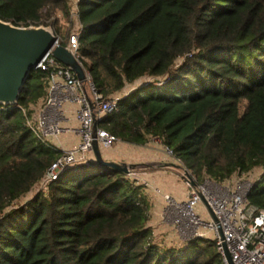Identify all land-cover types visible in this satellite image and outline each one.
Listing matches in <instances>:
<instances>
[{"label": "trees", "instance_id": "1", "mask_svg": "<svg viewBox=\"0 0 264 264\" xmlns=\"http://www.w3.org/2000/svg\"><path fill=\"white\" fill-rule=\"evenodd\" d=\"M72 0H0V19L51 25ZM78 55L104 98L142 78L98 127L117 140L157 138L196 182L262 167L247 193L264 209V0H78ZM32 70L15 105L0 106V264H223L212 242L160 249L149 199L127 174L90 161L16 204L60 155L26 124L45 99Z\"/></svg>", "mask_w": 264, "mask_h": 264}, {"label": "built area", "instance_id": "2", "mask_svg": "<svg viewBox=\"0 0 264 264\" xmlns=\"http://www.w3.org/2000/svg\"><path fill=\"white\" fill-rule=\"evenodd\" d=\"M77 1L72 0V28L67 34L65 47L82 65L78 49L83 26L78 18ZM59 43L58 37L38 64L47 76V94L42 102L31 107V115L26 118L27 126L39 141L60 151L38 182L42 185L41 190H45L68 167L94 159L93 140L101 151L113 147L118 140L99 128L98 122L116 108L122 96L134 90L109 98L102 97L85 68L86 80L82 82L68 66L53 56L52 50ZM90 101L94 102V107H91ZM68 105L72 106L76 119V123L70 126L64 124L68 121ZM94 119L97 121L95 133ZM64 137H73L74 141L64 143ZM134 172L130 170L127 175H134ZM183 178L189 188L184 198L161 192L159 187L152 186L165 203L163 220L170 223L177 237L186 242L199 238L212 242L223 264H229L226 251L232 264H264V209L251 205L247 200V193L254 182L234 176L225 182L205 178L200 183L196 182L197 187L194 188L185 173Z\"/></svg>", "mask_w": 264, "mask_h": 264}, {"label": "water", "instance_id": "3", "mask_svg": "<svg viewBox=\"0 0 264 264\" xmlns=\"http://www.w3.org/2000/svg\"><path fill=\"white\" fill-rule=\"evenodd\" d=\"M57 39L58 35L51 25L23 26L0 19V106H11L17 103L32 70L38 68V64L48 54L50 47ZM52 54L62 64L68 66L80 81L86 80L84 67L65 45L57 44ZM90 104L94 107L93 101H90ZM96 129L97 121L94 119V133ZM92 148L94 159L91 161L99 166L117 169L126 174L136 168L134 164L105 159L96 140H93ZM176 166L182 169L191 186L196 188L197 184L189 171L184 166ZM210 213L215 218L211 210ZM226 258L229 264H232L227 251Z\"/></svg>", "mask_w": 264, "mask_h": 264}, {"label": "rangeland", "instance_id": "4", "mask_svg": "<svg viewBox=\"0 0 264 264\" xmlns=\"http://www.w3.org/2000/svg\"><path fill=\"white\" fill-rule=\"evenodd\" d=\"M69 6L71 8L72 6V1L69 3ZM53 18L56 19L57 25L59 26V28L61 29V31L66 35L71 31L72 28V23L70 21V17L65 18L63 16V13L59 10H56ZM151 81V78H142L140 80H138L137 82L133 83V84H128L126 85L125 88H123V90L119 93V94H123V93H127L128 91H130L131 89H136L137 87H140L148 82ZM36 105H33L32 107H35ZM150 144L152 145L151 147H147L146 149V153H148V157H146V161H148L150 163V165H160L161 163H164L166 161H172L175 165H181L183 166L177 159H175L172 155L171 152H169V150H167L166 147L161 146V143L159 142V140L157 138H152L150 140ZM160 147V150H163V159H158L159 157L157 156V153L154 152V150H158V148ZM125 153H132L134 152L132 148L126 149L124 151ZM137 152V151H135ZM142 152H144V150H142ZM162 156V155H161ZM174 167V166H173ZM177 170H168L173 172L172 175H170L168 172L163 173L161 175V177L159 178L160 180V190L161 192H166L169 194H172L176 197H182L184 198V190L183 191H179V192H175L174 190L171 191V188L173 187L172 182H170V180L176 178V176L178 178H181L182 180L184 179V172L182 171L181 168H179L178 166ZM175 168V167H174ZM134 175H127V178L130 181H134L136 182V184L141 185L142 186V190L143 192L146 194V196L149 199V222H148V226L150 227L151 231H152V235H153V240L156 243V245H158V247L160 249H164V250H176V251H180L185 249L188 246V242L186 241H181L177 235L174 233V231L172 230V226L170 225V223L166 220H163V216H162V209L165 205V203L163 202L162 198L160 197V194H157L156 192H154L152 186H155L153 183L155 182V177L154 175H152L154 172L150 171L149 169H134ZM146 171V172H145ZM263 171L262 167H256L253 170H251L249 173L246 174H235L234 177L236 178H245L246 180H251V181H255L256 179H258V177H260L261 172ZM233 177V176H232ZM153 182V183H152ZM41 183H38L36 185H34L32 187V189L25 195L23 196L19 202H17L16 204H22L24 202H26L28 199L32 198L36 193H38L41 190ZM158 187V186H157ZM186 190H189L188 187L185 188ZM156 204L158 206H156ZM198 245H202L204 243V239L199 238L196 240Z\"/></svg>", "mask_w": 264, "mask_h": 264}, {"label": "crops", "instance_id": "5", "mask_svg": "<svg viewBox=\"0 0 264 264\" xmlns=\"http://www.w3.org/2000/svg\"><path fill=\"white\" fill-rule=\"evenodd\" d=\"M67 118L68 121L65 122L64 124L70 126V125H74L76 123V119H75V115L72 112V106L68 105V112H67ZM74 141L73 137H64L63 142H72ZM151 140V139H150ZM146 144V145H133V144H129V143H125L122 141H116L113 145L112 148L108 149V150H102V155L105 159L107 160H113V161H117V162H125L128 164H134L136 165L135 169H141V168H147L150 171L154 172L152 175H154L155 177V182L153 183L155 186L160 187V180L159 178L161 177V175L163 173L168 172L170 175L173 174V172L168 171V170H177L176 165L172 162V161H166L164 163H161L158 166H154V165H150V163L148 161H146V157H148V153H146V149L147 147H151L152 145L150 144V141ZM159 140V139H158ZM160 142V140H159ZM161 143V142H160ZM161 146L162 143H161ZM164 147V146H163ZM132 148L134 152L132 153H125L124 151L126 149ZM158 148V147H157ZM142 150H144V152H142ZM137 151V152H135ZM154 152L157 153V156L159 157L158 159H163V150H160V147L158 148V150H154ZM162 155V156H161ZM93 160V159H92ZM175 168H174V167ZM146 172V171H145ZM170 182H172L173 187L171 188V191H183L184 190V197L187 195V191L185 188L187 187L184 183V181L181 178H178L176 176V178L170 180ZM161 188V187H160ZM156 206H158L156 204Z\"/></svg>", "mask_w": 264, "mask_h": 264}]
</instances>
